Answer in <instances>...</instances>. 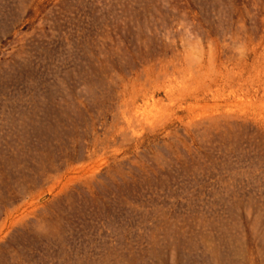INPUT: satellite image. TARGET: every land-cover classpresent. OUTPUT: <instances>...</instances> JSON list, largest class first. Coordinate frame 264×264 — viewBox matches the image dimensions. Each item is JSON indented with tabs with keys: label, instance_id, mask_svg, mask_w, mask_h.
<instances>
[{
	"label": "rangeland",
	"instance_id": "1",
	"mask_svg": "<svg viewBox=\"0 0 264 264\" xmlns=\"http://www.w3.org/2000/svg\"><path fill=\"white\" fill-rule=\"evenodd\" d=\"M0 264H264V0H0Z\"/></svg>",
	"mask_w": 264,
	"mask_h": 264
}]
</instances>
